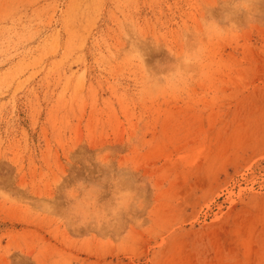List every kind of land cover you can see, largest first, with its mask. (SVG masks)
Listing matches in <instances>:
<instances>
[{"label": "rangeland", "instance_id": "374dc122", "mask_svg": "<svg viewBox=\"0 0 264 264\" xmlns=\"http://www.w3.org/2000/svg\"><path fill=\"white\" fill-rule=\"evenodd\" d=\"M0 264H264V0H0Z\"/></svg>", "mask_w": 264, "mask_h": 264}]
</instances>
